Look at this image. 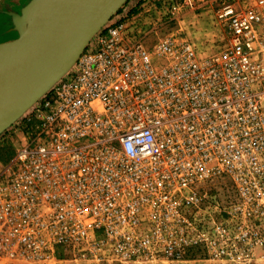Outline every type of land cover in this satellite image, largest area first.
Masks as SVG:
<instances>
[{"label":"built area","instance_id":"built-area-1","mask_svg":"<svg viewBox=\"0 0 264 264\" xmlns=\"http://www.w3.org/2000/svg\"><path fill=\"white\" fill-rule=\"evenodd\" d=\"M208 1L213 52L144 41L140 12L176 23ZM21 118L0 264H264V0H143Z\"/></svg>","mask_w":264,"mask_h":264},{"label":"water","instance_id":"water-1","mask_svg":"<svg viewBox=\"0 0 264 264\" xmlns=\"http://www.w3.org/2000/svg\"><path fill=\"white\" fill-rule=\"evenodd\" d=\"M126 1L28 0L7 12L17 36L0 42V133L70 70Z\"/></svg>","mask_w":264,"mask_h":264},{"label":"rangeland","instance_id":"rangeland-1","mask_svg":"<svg viewBox=\"0 0 264 264\" xmlns=\"http://www.w3.org/2000/svg\"><path fill=\"white\" fill-rule=\"evenodd\" d=\"M28 0H1L0 1V42L11 40L17 36L16 31L12 30L11 18L7 13L8 11L19 12L20 8ZM143 0H127L119 14L127 13L131 15L136 11H141V3ZM147 5V4H146ZM145 5V6H146ZM199 7L193 11H190L181 18L180 21L163 23L164 18L160 10L151 9L148 12H140V23L147 32L150 28L155 26L156 33H147L144 41L151 45L157 41L158 35L164 31H180L184 32L186 36L192 40L196 46L203 52H213L217 47L220 46V33L221 29L215 25L213 16L214 3L208 1L205 4L198 3ZM144 6V5H143ZM133 9V13H129V10ZM143 32L139 30V35ZM18 120L13 123L9 128L0 133V170L1 166L5 164L7 157H10L13 153V149L20 144H25L22 136H17L15 140H11L10 136L13 132L18 131L19 122ZM7 141V142H6ZM12 141V143H11ZM9 144V145H8ZM4 146V147H2ZM6 147V148H5ZM3 148V149H2Z\"/></svg>","mask_w":264,"mask_h":264},{"label":"trees","instance_id":"trees-1","mask_svg":"<svg viewBox=\"0 0 264 264\" xmlns=\"http://www.w3.org/2000/svg\"><path fill=\"white\" fill-rule=\"evenodd\" d=\"M123 6H124V5H123ZM123 6H121V7L117 10L116 14H119V13L121 12ZM133 9H134V8H132L131 10H129V13H133V12H134ZM116 14H115V15H116ZM2 147H4V146H2ZM5 148H6V147H5ZM2 149H3V148H2Z\"/></svg>","mask_w":264,"mask_h":264}]
</instances>
